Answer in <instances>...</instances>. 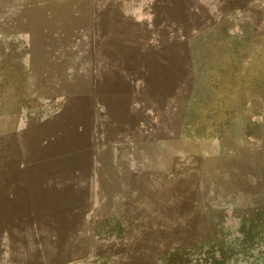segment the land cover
Listing matches in <instances>:
<instances>
[{"label":"rangeland","instance_id":"rangeland-1","mask_svg":"<svg viewBox=\"0 0 264 264\" xmlns=\"http://www.w3.org/2000/svg\"><path fill=\"white\" fill-rule=\"evenodd\" d=\"M253 138L264 0H0V264H264Z\"/></svg>","mask_w":264,"mask_h":264},{"label":"crops","instance_id":"crops-1","mask_svg":"<svg viewBox=\"0 0 264 264\" xmlns=\"http://www.w3.org/2000/svg\"><path fill=\"white\" fill-rule=\"evenodd\" d=\"M248 148L247 155L254 158L258 154L264 155V141L260 142V140H248Z\"/></svg>","mask_w":264,"mask_h":264},{"label":"trees","instance_id":"trees-1","mask_svg":"<svg viewBox=\"0 0 264 264\" xmlns=\"http://www.w3.org/2000/svg\"><path fill=\"white\" fill-rule=\"evenodd\" d=\"M175 261H174V263L173 264H176V261L178 262V260H176V259H174ZM180 263V262H179Z\"/></svg>","mask_w":264,"mask_h":264}]
</instances>
